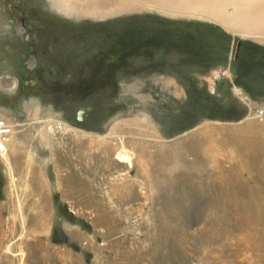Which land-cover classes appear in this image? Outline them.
<instances>
[{
	"label": "rangeland",
	"instance_id": "obj_1",
	"mask_svg": "<svg viewBox=\"0 0 264 264\" xmlns=\"http://www.w3.org/2000/svg\"><path fill=\"white\" fill-rule=\"evenodd\" d=\"M62 1L67 12L50 0H0V119L12 127L8 153L0 158V264H264V251L238 242L246 225L264 231V126L238 122L236 110L240 102L248 111L237 88L256 109L264 108V28L247 30L261 4ZM246 6L244 20L237 21L236 7ZM16 8L29 21V40L15 34ZM34 52L46 66L47 96L25 76ZM82 71L101 74L98 87L88 83L95 90L74 89ZM174 79L183 96L167 88ZM80 109L83 120L77 119ZM128 123L150 131L141 156L139 135L127 132ZM200 140H206V154L192 149ZM155 141L186 143L185 156L157 155ZM107 146L136 153L130 154L136 165L149 156L171 163L140 173L108 152L106 172ZM199 153L208 159L206 170ZM229 157L240 159L245 171L225 177ZM84 198L91 207H82ZM35 207L46 210L39 212L45 226L28 233L25 222Z\"/></svg>",
	"mask_w": 264,
	"mask_h": 264
},
{
	"label": "bare ground",
	"instance_id": "obj_2",
	"mask_svg": "<svg viewBox=\"0 0 264 264\" xmlns=\"http://www.w3.org/2000/svg\"><path fill=\"white\" fill-rule=\"evenodd\" d=\"M52 3H53V6H55L56 7V9L57 10H59V11H63V12H67V10H68V6H66L65 4H64V2L62 1V0H50ZM242 1H246V0H242ZM83 2H85L86 4H91V3H93L94 1L93 0H83ZM256 4H261V6L262 7H258V10H257V12L259 11V13L257 14H255V15H253L252 17H250L251 18V20H250V22L248 23V26H247V30H249V31H254V30H258V29H261L262 27L264 28V0H250V8L252 7V6H256ZM249 6H246V7H236V9H235V12H236V18H237V21L241 18V19H243L244 20V13H246V12H248L249 11ZM84 10V9H83ZM83 13H87V12H83ZM95 14L96 15H98V12H95ZM260 32V31H259ZM261 34V33H260ZM264 34V33H263ZM249 117V116H248ZM77 135V134H76ZM80 137H77L76 138V142H79V139ZM206 141V140H205ZM205 141H203V140H200V142L202 143H199V144H196V146H192V149H196V151H200L201 152V154H202V152L203 153H207V150H206V145H205ZM192 142V141H191ZM92 145V144H91ZM85 146H86V144H85ZM89 146H90V144H89ZM89 146H86V147H89ZM241 146V145H240ZM78 149V148H77ZM226 149V148H225ZM105 152H106V154H105V157H104V160H102V162H103V164L101 165V167H102V169H103V171H106V172H108V171H110V165H111V158H110V156H108V152H112V154H114L115 153V155H116V159H117V161L119 162V163H122V164H128L129 166H132V167H135L137 170H139V171H137V172H140L141 173V171H143L142 173H144L145 172V170H146V168H147V170H149V167L148 166H151L152 168H154L155 170H164V169H166V168H168L169 167V163H171L170 162V160H168V158H166V157H164V159L163 158H160V157H158V156H149L148 157V159H147V161H145V162H143V163H141V162H138V164L136 165V164H134V162L132 161V159L130 158V154H131V156H132V154H136V153H134V152H132V151H129V153H127V151L124 149V148H122V149H120L119 151L117 150V147H114V146H107V148L105 149ZM228 152V151H227ZM229 153V152H228ZM140 155V154H139ZM155 155V154H154ZM196 155V154H195ZM198 156H199V160L201 159L200 158V153L199 154H197ZM138 155H136V157H137ZM202 156V155H201ZM206 156V155H205ZM162 157V156H161ZM194 157V156H193ZM195 157H197V156H195ZM145 157H143V159H144ZM178 159H180V158H178ZM223 159L224 158H222V160H220L219 162H222L223 161ZM177 160V159H176ZM196 160V159H195ZM90 161H91V158H90ZM140 161V160H139ZM178 161V160H177ZM193 161V160H192ZM198 161V160H197ZM200 161H203V163L201 162V164H202V166H203V169H204V167H208V165H207V163H208V159H206L205 160V158H203L202 160H200ZM229 161H230V165H232L231 167H230V172L231 173H223L224 174V176L225 177H233L234 176V174H239V173H241L242 171H245V169H244V166H242V161L240 160V159H235V158H231V157H229ZM19 162V161H18ZM205 162V163H204ZM218 161H216L215 162V165H216V167L219 169V170H222V171H224V169L220 166V163H219ZM173 163V162H172ZM184 164V163H183ZM201 164H199V163H197V162H193V165H192V167H196V166H201ZM205 164V165H204ZM88 165H90V162H88ZM100 165V164H99ZM136 165V166H135ZM181 166H182V164H181ZM16 167H17V164H16ZM16 167H15V169H16ZM18 167H20L21 168V170H22V173H26V172H28V167H24L20 162H19V164H18ZM17 167V168H18ZM92 167V166H91ZM110 168V169H109ZM184 168V167H183ZM89 168H85L84 169V171L82 170H80L81 171V173H84V172H86L87 170H88ZM172 169V168H171ZM169 170V169H168ZM204 170H206V169H204ZM30 171V170H29ZM172 171V170H171ZM17 172H19V169H18V171ZM149 172V171H148ZM20 173V172H19ZM79 173V172H78ZM28 174V173H27ZM27 174H25V175H27ZM31 174V173H30ZM80 176V184H82V181H81V174H79ZM38 176V175H37ZM147 176V175H146ZM38 181V180H37ZM33 182V181H32ZM38 182H40V181H38ZM37 182V183H38ZM161 182V181H160ZM93 183V182H88V183H84L85 185H87V186H89L87 189H92V186H91V184ZM33 184V183H32ZM43 184V183H42ZM41 183H40V186L42 185ZM161 185V184H160ZM70 187H71V185L70 184H68V186H67V188L70 190ZM42 188V187H41ZM165 188V187H164ZM23 189V188H22ZM41 190V189H40ZM44 190V189H43ZM86 190V189H85ZM20 191H21V193H22V190L20 189ZM24 191V190H23ZM27 191V190H26ZM28 193V192H27ZM42 193V192H41ZM26 194V193H25ZM30 194V193H29ZM42 195V194H41ZM30 197V196H29ZM75 198V197H74ZM90 198V197H89ZM88 198V199H89ZM29 200V199H28ZM256 200H257V202H258V199L256 198ZM77 202V201H76ZM78 203V202H77ZM82 203H84V205H82L81 203V205H82V207H91L92 205L90 204V202L88 201V200H86L85 198L83 199V202ZM28 205V204H27ZM26 206V205H25ZM41 209H43L44 211H46L44 208H34V210L35 211H33L34 212V214H32V216H30V218H28L27 220H26V222H25V232H28V233H34L33 231H35V230H42V229H44V224H45V222H44V218H43V216H41L40 214H39V212H41L42 213V210ZM32 210V209H31ZM250 214V213H249ZM251 216V215H250ZM256 216V215H255ZM110 220V219H109ZM3 221V220H2ZM101 225V224H100ZM106 225V224H105ZM108 225V224H107ZM251 225V224H250ZM250 225H246V226H248V227H245L242 231H243V233H242V238L241 239H239L238 240V242H239V245H243V246H247V247H250L251 249H253V251H255V252H258L259 253V255H260V252L262 251V254H263V251H264V231L263 232H254L253 230H252V228H250ZM254 225V224H253ZM2 226V225H1ZM3 227V226H2ZM252 227V226H251ZM251 229V230H246V229ZM254 229V228H253ZM246 230V232H244ZM29 231H32V232H29ZM258 231V230H257ZM36 234V233H35ZM83 237V236H82ZM35 240V239H34ZM1 241V240H0ZM34 249L35 250H39V249H41V244L40 243H36L34 246ZM254 252V253H255ZM27 253V252H26ZM131 254V253H130ZM130 254H129V256H130ZM262 256V255H261ZM261 256H259V257H261ZM228 258H231V259H234L235 257H233V256H231L230 255V257H229V255L227 256ZM137 258V257H136ZM264 258V257H263ZM125 259H130L129 257H126V255H125ZM46 264H48V263H46ZM53 264V263H52ZM54 264H56V263H54ZM226 264H230V261L229 262H227ZM232 264V263H231ZM257 264H260V263H257Z\"/></svg>",
	"mask_w": 264,
	"mask_h": 264
},
{
	"label": "flooded vegetation",
	"instance_id": "obj_3",
	"mask_svg": "<svg viewBox=\"0 0 264 264\" xmlns=\"http://www.w3.org/2000/svg\"><path fill=\"white\" fill-rule=\"evenodd\" d=\"M12 25H13L15 34L18 36V38H22V39H25L26 38L27 40L30 39L31 34L28 35L29 34V25L30 24H29V21L27 20L25 14H24V12L22 11L21 8H16L13 11V13H12ZM109 54H110V56H112V53H109ZM31 55H35V57H36V63L34 65V67L30 69V68H28V65H29V62H30ZM30 63L32 65V62H30ZM109 63H112V61L109 62ZM25 66H26V69H27L26 70L27 72H25V76L27 78H29V81L31 79H33V77L36 80V83L34 85L35 86V89H34L35 92H37L40 95L47 96V93H49V91H47V84H48L49 79L47 77H45V75H44V70H45L46 66L40 67L39 64H38V54L35 53V52L29 54ZM108 66H109V68H111V64L108 65ZM97 70L98 69H95V71H97ZM76 76L78 78L73 83L74 84L73 87H74L75 90H78L79 89V90L92 91V90H95L96 89V86L94 85V86H92V88L91 87H88V83H95V82L98 83L99 82L98 85H97V87H98L100 85V82H101V80L100 81L99 80H96L97 77H101V74H98V72L95 73V74H93V72H92L90 74H86L85 75L84 72L82 71V72L78 73ZM105 78L106 79L108 78V80H111L112 79L111 76H108L107 74H106ZM105 83H107V81ZM30 84H32V83H30ZM30 86L31 85H29V87ZM31 88H33V87H31ZM18 89H19V87H18ZM25 92L26 93H29V92H31V90H29L28 88H26V91ZM32 92H33V90H32ZM51 93H53V91H51ZM101 112H102V109H101ZM84 113H86V112L84 111ZM89 118L92 119V120H95V116L94 115L92 117L90 115H87L86 119H89ZM77 119H78V115H77Z\"/></svg>",
	"mask_w": 264,
	"mask_h": 264
},
{
	"label": "crops",
	"instance_id": "obj_4",
	"mask_svg": "<svg viewBox=\"0 0 264 264\" xmlns=\"http://www.w3.org/2000/svg\"><path fill=\"white\" fill-rule=\"evenodd\" d=\"M18 86H19V81H18ZM171 87H173L175 89V94L181 95V94L185 93L183 86H179L175 79H174V81H171V80L168 81L167 88H171ZM181 96H183V95H181ZM238 101H240V100H238ZM239 104H241V103L239 102L236 104V110L240 114V119L238 120V122H242L248 118L254 122H257L261 126H264V115L263 116H256V115L255 116H251V115L249 116L248 114H253V113H249V111H245L244 109L241 108V106ZM232 122L234 123V121H232ZM129 127L130 126L128 123V129H127L128 133L136 132L139 135L138 140L136 142V146H137V150H138L137 153L138 154L140 153L139 156H141V155H143V153H145L144 151L147 152L149 147H150L151 143H149L148 140H146L144 137L147 133H150V131L147 132V127H145L144 125L141 126L140 124H136V126H134V124H133V125H131L132 128H129ZM17 139H18L17 133L12 134L10 136V138H8L9 144L11 147H14L17 145ZM181 143H179V144H175V143L173 144L172 143V144L164 145V144H161V142L156 143V141H155V143H154L155 144L154 147L156 149L155 152L157 151L156 154L161 155L160 151H162V150H164V151L168 150L169 152H172V151L175 152L176 151L175 154L180 152V154L185 156V153L183 151L185 150V148H186L185 145H187V144L186 143L184 144L183 142H181ZM181 145L184 146L185 148L182 147Z\"/></svg>",
	"mask_w": 264,
	"mask_h": 264
},
{
	"label": "built area",
	"instance_id": "obj_5",
	"mask_svg": "<svg viewBox=\"0 0 264 264\" xmlns=\"http://www.w3.org/2000/svg\"><path fill=\"white\" fill-rule=\"evenodd\" d=\"M239 98L244 102V104L248 107L249 113H255L257 116L264 115V108H257L252 105L251 101L243 93V91L237 88ZM255 110V111H254ZM12 131V127L3 119H0V158H5L8 153V144H7V137L10 135Z\"/></svg>",
	"mask_w": 264,
	"mask_h": 264
},
{
	"label": "water",
	"instance_id": "obj_6",
	"mask_svg": "<svg viewBox=\"0 0 264 264\" xmlns=\"http://www.w3.org/2000/svg\"><path fill=\"white\" fill-rule=\"evenodd\" d=\"M30 62H32V65H31ZM30 62H29L28 68L31 69V68L34 67V65H35V63H36V57H35V55H31V57H30ZM30 82H31L32 84H34V83H36V80H35V79H31ZM82 115H83V110L80 109V110L78 111V119H79V120H82Z\"/></svg>",
	"mask_w": 264,
	"mask_h": 264
},
{
	"label": "trees",
	"instance_id": "obj_7",
	"mask_svg": "<svg viewBox=\"0 0 264 264\" xmlns=\"http://www.w3.org/2000/svg\"><path fill=\"white\" fill-rule=\"evenodd\" d=\"M236 84H238V85H240V86H242L243 88H244V86L243 85H241L240 83H236ZM245 89V88H244ZM247 93H248V91H247ZM249 94V93H248Z\"/></svg>",
	"mask_w": 264,
	"mask_h": 264
}]
</instances>
